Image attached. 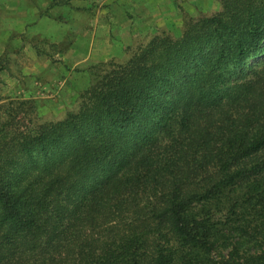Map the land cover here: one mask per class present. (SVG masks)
I'll list each match as a JSON object with an SVG mask.
<instances>
[{"label":"trees","instance_id":"1","mask_svg":"<svg viewBox=\"0 0 264 264\" xmlns=\"http://www.w3.org/2000/svg\"><path fill=\"white\" fill-rule=\"evenodd\" d=\"M95 73L56 121L0 96V264H264V0Z\"/></svg>","mask_w":264,"mask_h":264},{"label":"rangeland","instance_id":"2","mask_svg":"<svg viewBox=\"0 0 264 264\" xmlns=\"http://www.w3.org/2000/svg\"><path fill=\"white\" fill-rule=\"evenodd\" d=\"M219 9L220 0H0V96L31 100L36 121L63 119L96 71Z\"/></svg>","mask_w":264,"mask_h":264}]
</instances>
